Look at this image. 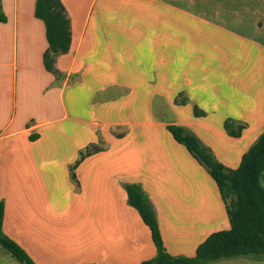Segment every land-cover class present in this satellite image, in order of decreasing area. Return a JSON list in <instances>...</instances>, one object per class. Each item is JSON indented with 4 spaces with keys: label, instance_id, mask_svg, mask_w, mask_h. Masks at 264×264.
Masks as SVG:
<instances>
[{
    "label": "crops",
    "instance_id": "0c3cea01",
    "mask_svg": "<svg viewBox=\"0 0 264 264\" xmlns=\"http://www.w3.org/2000/svg\"><path fill=\"white\" fill-rule=\"evenodd\" d=\"M62 3L70 45L47 71L35 0H0L2 231L36 264H139L156 250L127 203L124 185L136 183L166 251L185 255L169 251L171 232L194 254L200 235L223 224V201L166 125L184 126L225 167L238 166L264 131V0ZM226 119L243 126L240 135L226 133ZM91 145L100 149L72 178ZM7 260L0 246V264Z\"/></svg>",
    "mask_w": 264,
    "mask_h": 264
},
{
    "label": "trees",
    "instance_id": "16d2710c",
    "mask_svg": "<svg viewBox=\"0 0 264 264\" xmlns=\"http://www.w3.org/2000/svg\"><path fill=\"white\" fill-rule=\"evenodd\" d=\"M34 16L42 20L48 44L42 56L44 68L53 71L55 55L65 53L70 45L69 19L62 0H35ZM4 20L0 5V21ZM184 102L186 100L181 101ZM193 113L203 114L195 106ZM223 128L228 135L238 136L243 126L226 119ZM166 129L177 143L182 144L204 166L215 182L225 205L228 227L211 232L196 246L192 256L172 255L164 247L156 215L143 190L136 183H126L127 203L136 210L148 228L156 250L154 257L139 264H209L237 256L264 258V131L241 155L238 166L232 169L217 161L209 149L184 126L172 123L167 124ZM99 149L91 145L85 151H80L79 158L70 167V176L75 178L74 169L78 163ZM3 216L4 202L0 200V246L19 263L36 264L18 243L2 231Z\"/></svg>",
    "mask_w": 264,
    "mask_h": 264
},
{
    "label": "rangeland",
    "instance_id": "374dc122",
    "mask_svg": "<svg viewBox=\"0 0 264 264\" xmlns=\"http://www.w3.org/2000/svg\"><path fill=\"white\" fill-rule=\"evenodd\" d=\"M200 164V163H199ZM201 165V164H200ZM203 168H204V166H202ZM205 169V168H204ZM206 170V169H205ZM206 172H207V170H206ZM208 173V172H207ZM208 176H209V174H208ZM206 186V185H205ZM209 188H210V186L208 187V186H206V189H207V191L209 190ZM212 188V187H211ZM79 205H80V203L79 202H72L71 203V206L72 207H79ZM84 206H85V204H84ZM222 206H223V213H218V215H217V222H218V220H222V219H224V221H223V224H212V227H214V228H212V229H215V230H220V229H224V228H227L228 227V219H227V214H226V210H225V205H224V203H222ZM178 209V207H176V210ZM76 226H78V224L77 225H75V227ZM95 226H96V224H95ZM210 230L209 232H206L205 234H201L200 235V239H201V242L209 235V233H211L212 231H215V230ZM178 231H176V233H177ZM170 239L169 240H166L167 241V245H168V249H169V251H177V249H181L182 251H184V253H185V256H192L193 255V252H191L192 251V248H191V250H190V247H188V241L187 240H185V242L184 243H182V240H180V239H178V238H175L173 235H172V233L170 232ZM177 237V236H176ZM176 243H182V244H179V246L177 245H175ZM164 244V243H163ZM185 244V245H184ZM164 247H165V245H164ZM3 249V248H2ZM166 249V248H165ZM3 251L6 253V256H8V258H9V260H7V262H6V264H10V263H14V262H16V264H21V263H18L11 255H9L4 249H3ZM168 252V251H167ZM31 257V256H30ZM246 257H250V256H246ZM256 259V258H255ZM85 263H89V262H85ZM85 263H82V264H85Z\"/></svg>",
    "mask_w": 264,
    "mask_h": 264
}]
</instances>
